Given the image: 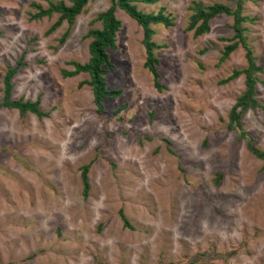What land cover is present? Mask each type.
<instances>
[{"label": "rangeland", "instance_id": "1", "mask_svg": "<svg viewBox=\"0 0 264 264\" xmlns=\"http://www.w3.org/2000/svg\"><path fill=\"white\" fill-rule=\"evenodd\" d=\"M197 1L235 9L239 0L135 2L174 19L152 25L162 90L145 66L143 27L117 9L107 82L123 93L105 98L99 113L82 83L90 75L64 71L89 60L86 34L101 27L90 21L111 0H90L63 42L67 21L47 33L58 13L32 18V3L47 8V0H0V100L7 68L23 58L12 97H40L50 111L0 109V264H264V161L228 128L245 75L222 82L248 65L246 49L221 61L234 35L230 15L213 18L203 35L188 31ZM243 14L264 104V0H244ZM242 123L264 151V109H249Z\"/></svg>", "mask_w": 264, "mask_h": 264}, {"label": "trees", "instance_id": "2", "mask_svg": "<svg viewBox=\"0 0 264 264\" xmlns=\"http://www.w3.org/2000/svg\"><path fill=\"white\" fill-rule=\"evenodd\" d=\"M49 6L44 8L40 3L33 2L32 5L39 9L38 12L32 15V18H43L44 16H51L54 13H58L59 17L48 29L47 33H52L58 27L62 25L64 21H67L69 28L61 38L63 42L70 33L71 27L75 24L76 18L84 10L90 0H71L70 4H67L64 0L54 2L47 0ZM136 1H143L147 3H155L157 0H111L110 6L100 12L94 19L90 21L91 26L97 22L101 23V27H91L86 37L90 38L89 51L90 58L87 62H73L75 68L73 70H65L66 76H76L80 73H88L90 79L83 81L82 83H88L92 86L94 101L99 113L104 111L103 100L107 97H118L123 93L122 89L108 88L107 75L111 69L115 67L112 62L108 49L117 48V35L122 27L121 20L117 17V9H123L138 24L143 27V46L146 50L145 66L153 75L156 88L162 90L164 85L160 82L161 72L159 66L161 64L160 58L156 55V49L161 48L154 39L155 30L152 25L156 23H163L166 27L174 24V19L170 14L164 12V8H161L158 12H144L138 8ZM194 11L190 16V21L187 26V30L194 31L195 36L203 35L210 31V21L220 14H226L234 17L233 30L234 35L229 38H225L230 41V44L225 46L222 51L221 61L226 60L232 52H234L240 45L246 49V56L248 59V65L242 69H235L232 74L226 77L222 82L227 83L241 75H245V89L242 94L237 98L235 105L230 111V120L228 123L229 129H239L240 138L246 140L247 148L258 158L264 161V151L255 144V138H253L244 128L242 123L243 115L249 109H255L260 107L264 109V104L256 97V85L258 83V74L262 71V67L256 63V59L253 55V50L247 42V35L245 33L246 27L243 26V22L248 20V17L243 14L244 0H239L235 9H231L229 6L222 3H214L212 5H205L201 1L194 2L191 7ZM24 59L18 60L14 67L9 66L4 76V96L0 100V109L3 107L10 109H17L21 115L32 113L38 117H47L50 115V111H45L40 107L41 99L38 97L36 100H24L23 98L14 99L12 97L14 83L12 81L15 74L19 71L20 67L25 63ZM123 105L116 110L121 111ZM90 164L82 166V183L84 195L87 196L90 190L89 171ZM222 174H218L217 181L220 180ZM123 221L126 225H129V221L121 211ZM98 263L101 260L98 259ZM172 263V262H171ZM174 264V263H172ZM179 264V262H175Z\"/></svg>", "mask_w": 264, "mask_h": 264}]
</instances>
